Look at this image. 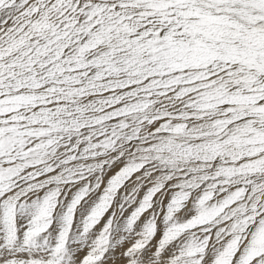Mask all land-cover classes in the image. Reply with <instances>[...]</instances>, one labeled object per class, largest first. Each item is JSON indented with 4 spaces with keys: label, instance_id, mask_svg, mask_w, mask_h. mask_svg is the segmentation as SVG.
<instances>
[{
    "label": "snow or ice",
    "instance_id": "6c2138e0",
    "mask_svg": "<svg viewBox=\"0 0 264 264\" xmlns=\"http://www.w3.org/2000/svg\"><path fill=\"white\" fill-rule=\"evenodd\" d=\"M0 264H264V0H0Z\"/></svg>",
    "mask_w": 264,
    "mask_h": 264
}]
</instances>
